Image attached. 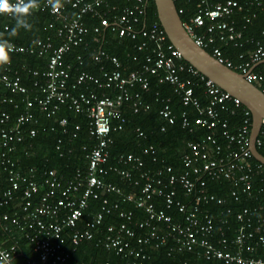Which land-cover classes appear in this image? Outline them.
<instances>
[{"label": "built area", "instance_id": "built-area-1", "mask_svg": "<svg viewBox=\"0 0 264 264\" xmlns=\"http://www.w3.org/2000/svg\"><path fill=\"white\" fill-rule=\"evenodd\" d=\"M117 1L37 0L38 7L29 12L50 14L44 34L33 36L29 43L0 40L7 42L0 50V177L5 174L7 178L0 194V210L3 206L12 209L11 213H0L2 228L25 237L38 252L37 258H27L23 264H60L83 239L95 235L97 245L125 258L126 264H141L150 257L147 248L166 243L168 254L189 251L196 255L172 264H264V185L255 187L253 183L254 176L262 173L263 163L252 160L250 110L243 109L241 122L231 128L222 112L234 113L242 103L240 99L181 60L180 51L168 39L160 21L146 22L148 0H120L121 5ZM17 2L9 0L12 5ZM249 2L263 9L262 0ZM196 6V11L182 21L188 34L264 92V42L255 40L248 58L238 62L224 56L218 44L236 43L255 12L247 7L238 28L233 15L244 8L238 0H198ZM1 15L13 17L12 13ZM1 28L8 31L9 22H3ZM105 30L139 38L134 45L144 53L137 67L128 69L117 55L101 46H90L101 41ZM79 46L87 55L76 51L75 62L68 60V53ZM19 53L43 58L44 64L14 63L12 57ZM131 57L138 59L134 54ZM86 58L91 64H99L98 73L86 67ZM257 65L261 69L255 70ZM152 76L157 83H168L184 106L176 114L170 97L160 98L161 130L176 120L191 133L197 126L207 129L204 135L186 141L178 171L171 164L155 168L147 164V155L152 162L157 160L158 148L153 144L141 146L138 153H119L115 163L107 162L112 132L124 127L122 104L128 101L134 112L149 109L151 104L143 99L140 89H149ZM191 77L202 82L204 102L194 93ZM98 89L103 91L98 93ZM159 94L156 90L155 95ZM61 106L86 118L92 142L82 145L85 168L77 167L65 176L54 167L39 175L32 166L21 167L13 152L26 134L35 135L39 114L54 117L56 123L50 129L59 127L61 136L55 146L59 155L72 152L81 123L57 116ZM136 130L139 136H145L141 129ZM263 144L264 118L255 138L257 148ZM110 172L118 175L128 190L107 180ZM210 181H225L226 193L210 191ZM228 199L252 202L237 211L226 206L214 215L208 205H224ZM90 200H98L100 207L83 221ZM123 203H133L139 212ZM229 213L236 225L227 235L223 225L229 223ZM112 215L116 220H108L102 229L104 220ZM66 229L69 249L63 248ZM16 250V242L6 246L0 238V259L5 264H14Z\"/></svg>", "mask_w": 264, "mask_h": 264}, {"label": "trees", "instance_id": "trees-1", "mask_svg": "<svg viewBox=\"0 0 264 264\" xmlns=\"http://www.w3.org/2000/svg\"><path fill=\"white\" fill-rule=\"evenodd\" d=\"M177 9L182 8V12H179L182 21H186L189 16H191L196 11V4L198 0H174ZM243 4L242 11H236L233 15L236 21V26L239 28L243 23L242 14L247 12V7L249 11H254L255 16L251 18L249 23H247L246 28L243 29V35L241 38L237 39L236 43L234 41H229L228 43L218 42L222 48L223 55L228 57L234 62L240 60H245L248 58L249 52L255 47V40L259 39L264 42V34H262V29L264 28V0L263 9L258 8L254 3L250 4V0H238ZM118 5L123 4V1L118 0ZM245 9V10H244ZM26 22L31 26L28 29L24 27L18 28L15 32L12 30L16 28V19L13 17H7L5 15L0 16V40L12 39L22 43H29L33 36L43 35L45 30L43 26L50 20V14L45 11L29 12L23 17ZM146 22L151 20H158L156 6L154 0H148L146 5L145 13ZM9 22L10 29L5 31L1 28L3 22ZM159 21V20H158ZM139 41V38L131 39L127 36H118L112 32L105 30L102 34L101 41L99 43H90L92 47L101 46L105 50L112 54L117 55V57L127 65L128 69L135 68L138 66L140 59L143 57V50H137L135 47V42ZM169 41V40H168ZM210 52V48L206 47ZM79 52L82 55H87V51L82 47H76L74 50L68 53V60L75 62L74 55ZM244 53V57L240 58L239 54ZM128 54L130 56H128ZM137 55L138 59L133 60L131 55ZM14 63L26 62L29 65H41L43 66L45 59L38 58L34 55L27 53H19L12 57ZM184 63H188L184 58L181 59ZM86 67L91 69L94 73L99 72V64H91L89 59H85ZM107 66L110 65L107 63ZM261 69L260 65L255 66V70ZM264 73V69H261ZM186 72H182L185 75ZM187 76V75H186ZM194 88V93L198 95L202 102L205 98L202 90V82L191 77V83ZM159 90L160 94L155 95V91ZM100 93L101 89L97 90ZM109 92V90H104ZM142 97L145 101L150 102L151 107L147 110H140L134 112L131 108L129 102H125L121 106V112L125 117L124 127L120 130L112 132L113 142L110 145V155L108 158V163L116 162V155L119 153L134 152L138 153L141 150V146L145 144H153L158 148L157 160L152 162L149 158L150 156H145L148 165L153 168L164 164H171L176 171L181 169L180 155L186 148V141L188 139H196L200 135H204L207 129L201 126H197L196 131L191 133L185 128L181 127L179 120H176L172 124H167L165 130L160 129L163 120L158 113V109L162 104L161 97L169 96L170 104L172 105L174 112L177 114L184 107L178 99L177 94L174 93L173 89L168 83H157L156 79L152 76L150 87L148 90L140 89ZM247 107L240 103L235 107V112H222V116H225L229 121V126H237L243 118V109ZM65 115L68 117L70 122L79 121L81 123V128L78 132V136L72 143V152H64L59 155L56 149V144L58 138H60V130L56 125L55 129H50V126L55 124L54 117H45L39 114V123L36 125L38 130L33 136L25 135L23 141L19 142L16 146V150L13 152L14 156H18L19 163L21 167L32 166L35 168L38 175L44 169L56 168L58 172L65 176L72 174V172L77 168H85L86 159L85 151L82 149V145L90 144L92 142L88 135L86 118L81 113H76L72 109L66 106H61L57 116ZM251 115V113H250ZM137 128L141 129L145 136H139L137 134ZM64 148L66 145H63ZM258 150L264 154V144L258 147ZM253 161L257 159L253 156ZM107 180H111L121 185L124 190H128L127 185L123 183L121 178L114 172H110L106 175ZM254 186L259 187L264 185V164L262 173L254 176ZM7 186V178L5 174L0 177V194L3 189ZM210 191L216 192L218 194H225L227 191V183L225 181H210L208 183ZM16 201V200H14ZM252 201L241 200L235 201L228 199V202L224 205H216L214 203L209 204L210 210L213 212H221L224 207L230 206L233 211H237L243 206L250 204ZM123 206L134 208L136 212H139L137 208L134 207L133 203H123ZM100 207L98 200H90L89 206L84 212L83 221L91 218L92 214L98 210ZM7 210L9 213L12 212L7 206H3L0 210ZM229 223L223 225V229L227 235L231 234V230L236 225L235 217L229 213ZM108 220L115 221V216L108 217L104 220L102 229ZM9 227H14L10 225ZM9 228V229H10ZM65 237V242L63 243L64 249H69L71 246L69 230H64L63 233ZM95 235L90 239H83L75 248L71 251L65 261L60 264H72L73 262H81L82 264H126V259L122 258L120 255H116L111 251L106 250L104 247L96 244ZM0 238L4 239V244L7 246L12 242L17 243V250L12 255V262L14 264H23L27 258H37L38 252L32 247V244L23 236L13 235L8 229L4 230L2 228V222L0 221ZM150 257L144 259L141 264H172L175 260L183 259H194L196 255L194 252L189 251H172L168 254V243L162 244L157 248H147ZM202 260V259H200ZM107 262V263H106ZM0 264H5L3 260L0 259ZM207 264H219L218 261L212 262L207 261Z\"/></svg>", "mask_w": 264, "mask_h": 264}, {"label": "water", "instance_id": "water-1", "mask_svg": "<svg viewBox=\"0 0 264 264\" xmlns=\"http://www.w3.org/2000/svg\"><path fill=\"white\" fill-rule=\"evenodd\" d=\"M158 20L168 39L182 57L217 85L237 96L250 110L249 147L252 155L264 164V154L255 145L260 122L264 118V92L235 69L219 61L206 48L197 44L182 24L174 0H154Z\"/></svg>", "mask_w": 264, "mask_h": 264}, {"label": "clouds", "instance_id": "clouds-1", "mask_svg": "<svg viewBox=\"0 0 264 264\" xmlns=\"http://www.w3.org/2000/svg\"><path fill=\"white\" fill-rule=\"evenodd\" d=\"M34 7H38L37 0H28L27 3L24 0H18L15 5L10 4L9 0H0V13H12L16 19V28L12 30L13 32L20 27L25 29L31 27L23 17ZM6 43V41L0 42V50L5 48Z\"/></svg>", "mask_w": 264, "mask_h": 264}]
</instances>
